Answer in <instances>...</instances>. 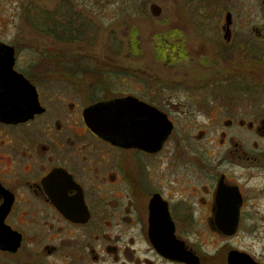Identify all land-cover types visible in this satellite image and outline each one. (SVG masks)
I'll list each match as a JSON object with an SVG mask.
<instances>
[{"label":"flooded vegetation","instance_id":"1","mask_svg":"<svg viewBox=\"0 0 264 264\" xmlns=\"http://www.w3.org/2000/svg\"><path fill=\"white\" fill-rule=\"evenodd\" d=\"M46 1L22 8L51 44L0 40L28 82L7 79L0 49V264H264V0H122L128 57L142 58L140 23L156 64L188 56L211 70L185 94L60 50L95 42L113 0ZM30 87L43 109L32 117ZM98 104L109 128L85 119Z\"/></svg>","mask_w":264,"mask_h":264},{"label":"rangeland","instance_id":"2","mask_svg":"<svg viewBox=\"0 0 264 264\" xmlns=\"http://www.w3.org/2000/svg\"><path fill=\"white\" fill-rule=\"evenodd\" d=\"M0 0V40L4 42L13 41H28L34 42L36 47L42 48L51 44L54 38H51L45 33L36 31L30 21L36 18L34 15H27L23 11L22 6H27L32 3L37 8H45L46 0ZM165 11L162 17L166 21L168 18L171 5L168 3L164 7ZM99 10L100 15L97 17V22L100 25L98 33H96L95 42H77L68 43L58 46L63 53L71 59L80 62L88 63L83 65L85 68L93 69L94 72H102L108 75L128 74L156 80L159 79V87L165 89L166 94L178 92L185 94L191 89H205L208 79L211 78V70L208 66L200 63L198 60H191L186 56V59L181 63H157L155 59V50L152 48L151 40L153 35L150 28L136 23L139 28V36L141 40L140 51L142 58L128 57V41L129 32L127 30L128 6L122 0H113L107 5L106 1H102ZM99 14V12H98ZM135 18V17H134ZM163 20H157L154 23L159 25ZM135 23V22H134ZM166 29V28H165ZM167 32V31H165ZM89 37L91 33L87 34ZM189 37V34H186ZM43 49H34L33 51L39 56ZM29 51V50H28ZM116 51V52H115ZM187 51L189 49L187 48ZM118 52V53H117ZM42 55V54H41ZM85 59V60H84ZM90 76V77H89ZM85 77L94 81L96 77L89 75ZM199 98L202 101H209L212 98L203 96L200 93ZM186 96L181 99L186 100ZM181 119L190 120L191 116L181 115Z\"/></svg>","mask_w":264,"mask_h":264},{"label":"water","instance_id":"3","mask_svg":"<svg viewBox=\"0 0 264 264\" xmlns=\"http://www.w3.org/2000/svg\"><path fill=\"white\" fill-rule=\"evenodd\" d=\"M152 12L154 13V15L158 16L160 14V9L158 10V8L155 5L151 6ZM0 49H5L6 53L4 54V66H6L7 70H5L6 73V77L7 79L12 78L13 75L18 76V78L21 80V83L23 84H27L28 82L24 79V77L22 75H17L13 70V64H14V52H13V48L9 47L8 45H0ZM2 57V56H0ZM12 76V77H9ZM20 76V77H19ZM16 78V77H15ZM30 86V85H29ZM28 100L30 101V106H31V111L28 117H32L35 113H41L43 111V109L40 107L39 105V101H38V95L36 92V89L34 87H30V91H28ZM26 111H21V115H23ZM10 114V113H9ZM16 113H12L10 115H12L10 118L13 117V115ZM1 115H4L3 117H8L7 115H5L3 112L1 113ZM85 119L88 122V124L94 129H98L100 127H105V128H109L111 125V111H110V106L108 104H98L95 106L90 107L89 109H87L85 111ZM165 119H167V117L165 116ZM169 125L165 126V134L164 136L168 135L169 132ZM161 137H163V135H161Z\"/></svg>","mask_w":264,"mask_h":264},{"label":"trees","instance_id":"4","mask_svg":"<svg viewBox=\"0 0 264 264\" xmlns=\"http://www.w3.org/2000/svg\"><path fill=\"white\" fill-rule=\"evenodd\" d=\"M57 35L59 36L60 34L57 33ZM163 50L161 51L160 49V53H163L165 57H173L174 56V49L173 48H169L167 42L165 41V45L164 48H162Z\"/></svg>","mask_w":264,"mask_h":264}]
</instances>
